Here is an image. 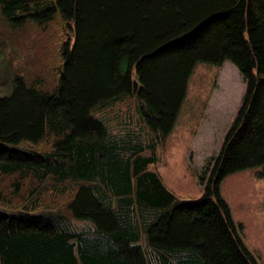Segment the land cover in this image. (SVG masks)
Returning <instances> with one entry per match:
<instances>
[{
  "label": "trees",
  "instance_id": "obj_1",
  "mask_svg": "<svg viewBox=\"0 0 264 264\" xmlns=\"http://www.w3.org/2000/svg\"><path fill=\"white\" fill-rule=\"evenodd\" d=\"M0 19L63 32L49 80L0 96V264H259L220 182L264 168V0H0ZM224 60L245 92L202 195L180 199L148 166L196 63ZM123 95L136 118L98 116Z\"/></svg>",
  "mask_w": 264,
  "mask_h": 264
},
{
  "label": "rangeland",
  "instance_id": "obj_2",
  "mask_svg": "<svg viewBox=\"0 0 264 264\" xmlns=\"http://www.w3.org/2000/svg\"><path fill=\"white\" fill-rule=\"evenodd\" d=\"M61 30L52 21L48 26L38 27V36L30 39L25 29L15 31L0 19V96L10 93L15 74L46 78L47 73L55 70L53 58L58 55V42L63 39ZM244 92L245 82L229 60L220 65L196 63L174 127L165 141L158 144L157 159L148 166L177 196L194 199L202 194L198 176L208 173L211 158L216 156ZM138 103L135 96L123 95L96 112L115 124L127 114L136 118ZM263 171V165L244 168L228 173L220 182V192L234 220L242 223L244 242L259 264H264V174L260 173Z\"/></svg>",
  "mask_w": 264,
  "mask_h": 264
},
{
  "label": "crops",
  "instance_id": "obj_3",
  "mask_svg": "<svg viewBox=\"0 0 264 264\" xmlns=\"http://www.w3.org/2000/svg\"><path fill=\"white\" fill-rule=\"evenodd\" d=\"M184 198H188V197H184Z\"/></svg>",
  "mask_w": 264,
  "mask_h": 264
}]
</instances>
